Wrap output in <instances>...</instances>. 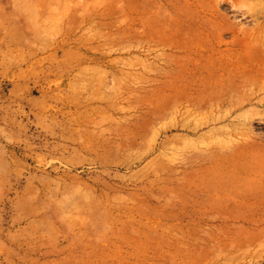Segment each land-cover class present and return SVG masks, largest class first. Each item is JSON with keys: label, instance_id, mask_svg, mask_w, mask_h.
Wrapping results in <instances>:
<instances>
[{"label": "rangeland", "instance_id": "rangeland-1", "mask_svg": "<svg viewBox=\"0 0 264 264\" xmlns=\"http://www.w3.org/2000/svg\"><path fill=\"white\" fill-rule=\"evenodd\" d=\"M0 264H264V0H0Z\"/></svg>", "mask_w": 264, "mask_h": 264}]
</instances>
